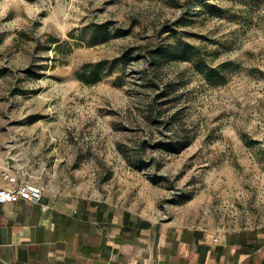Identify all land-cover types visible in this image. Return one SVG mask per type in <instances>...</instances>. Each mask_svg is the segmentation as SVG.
<instances>
[{
	"label": "rangeland",
	"instance_id": "374dc122",
	"mask_svg": "<svg viewBox=\"0 0 264 264\" xmlns=\"http://www.w3.org/2000/svg\"><path fill=\"white\" fill-rule=\"evenodd\" d=\"M188 1L0 0V167L160 224L263 225L264 0H208L221 16ZM104 24L128 32L90 43ZM173 30L233 65L210 81L189 61L153 63ZM123 54L96 83L76 76Z\"/></svg>",
	"mask_w": 264,
	"mask_h": 264
},
{
	"label": "crops",
	"instance_id": "0c3cea01",
	"mask_svg": "<svg viewBox=\"0 0 264 264\" xmlns=\"http://www.w3.org/2000/svg\"><path fill=\"white\" fill-rule=\"evenodd\" d=\"M0 185H6L0 181ZM0 203V264H264V224L220 232L151 222L95 198Z\"/></svg>",
	"mask_w": 264,
	"mask_h": 264
},
{
	"label": "trees",
	"instance_id": "16d2710c",
	"mask_svg": "<svg viewBox=\"0 0 264 264\" xmlns=\"http://www.w3.org/2000/svg\"><path fill=\"white\" fill-rule=\"evenodd\" d=\"M188 2L189 3L187 4L185 10L187 13H191L190 15H195V13H200L202 11L207 12L210 15L217 16L224 14L222 7L211 3L208 0H192ZM181 20L183 23L192 21L186 13ZM90 32L89 42L94 43L96 40L105 41L108 38L124 35L128 32V29L115 28L111 31V29L104 24L102 26L95 27ZM54 42L59 44V47L62 46L60 39H55ZM151 53L153 63H161L163 60L189 61L193 63L196 69L210 81H215L217 78H220L221 71L230 68L233 65L232 61H225L219 68L212 67V65L208 64V58L211 53L214 54V49L209 51L201 44L190 42L184 39L181 33L175 30H173V41H170V43L164 47H158V49L151 51ZM128 58V54H123L121 57L112 62H109L108 60L85 62L76 71V76L87 84L96 83L100 80L107 69L113 68L116 64H118V62H123L124 60L126 61ZM2 72H4V70H2Z\"/></svg>",
	"mask_w": 264,
	"mask_h": 264
},
{
	"label": "built area",
	"instance_id": "2783aa9c",
	"mask_svg": "<svg viewBox=\"0 0 264 264\" xmlns=\"http://www.w3.org/2000/svg\"><path fill=\"white\" fill-rule=\"evenodd\" d=\"M0 203L14 200H27L40 204L43 210L47 204L43 200V187L23 178L19 172H13L8 167H0Z\"/></svg>",
	"mask_w": 264,
	"mask_h": 264
}]
</instances>
